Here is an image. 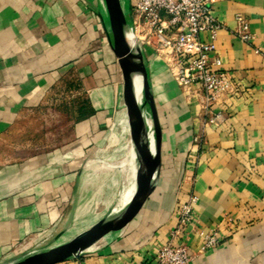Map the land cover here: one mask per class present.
<instances>
[{
    "label": "crops",
    "instance_id": "0c3cea01",
    "mask_svg": "<svg viewBox=\"0 0 264 264\" xmlns=\"http://www.w3.org/2000/svg\"><path fill=\"white\" fill-rule=\"evenodd\" d=\"M211 12L221 23L214 40L221 63L212 68L230 72L238 92L205 110L203 93L185 96L163 58L145 48L161 129L155 188L123 227L52 264H156L155 249L191 191L192 221L173 239L186 243L189 264H264V0H215ZM237 13L248 20V42L232 34ZM72 82L87 92L89 106L75 120L80 103L67 102L73 143L33 147L45 106L59 88L74 89ZM125 111L103 0H0V263L67 241L126 201L122 188L133 165L120 163L131 159ZM112 117L128 148L118 166L103 167L112 174L93 191L92 150L75 140ZM211 231L219 243L201 250Z\"/></svg>",
    "mask_w": 264,
    "mask_h": 264
},
{
    "label": "built area",
    "instance_id": "2783aa9c",
    "mask_svg": "<svg viewBox=\"0 0 264 264\" xmlns=\"http://www.w3.org/2000/svg\"><path fill=\"white\" fill-rule=\"evenodd\" d=\"M214 1L125 0L122 6L141 51L150 48L154 54L162 56L185 96L198 97L202 92L203 97L199 101L205 110L222 94L238 92L237 83L230 72L212 68L213 64L221 63L214 54L216 32L221 27L211 12ZM202 32L208 34L207 39L200 37ZM232 34L245 42L252 39L244 15L235 14ZM220 116L216 112L208 122L214 123ZM196 200V195L191 191L177 205L176 225L170 230L168 240L155 249L156 264H189L190 254L186 243H174L173 239L192 221ZM218 243L217 233L207 232L203 235L201 250L213 249Z\"/></svg>",
    "mask_w": 264,
    "mask_h": 264
},
{
    "label": "water",
    "instance_id": "95a60500",
    "mask_svg": "<svg viewBox=\"0 0 264 264\" xmlns=\"http://www.w3.org/2000/svg\"><path fill=\"white\" fill-rule=\"evenodd\" d=\"M103 1L110 29V47L122 75L130 141L138 164L135 189L120 207L108 210L69 240L0 264H52L81 254L108 231L123 227L137 213L157 183L161 164V129L143 52L129 28L120 0ZM138 79L141 82L140 95L136 92Z\"/></svg>",
    "mask_w": 264,
    "mask_h": 264
},
{
    "label": "rangeland",
    "instance_id": "374dc122",
    "mask_svg": "<svg viewBox=\"0 0 264 264\" xmlns=\"http://www.w3.org/2000/svg\"><path fill=\"white\" fill-rule=\"evenodd\" d=\"M126 3L128 5V1H126ZM157 56H159V58H162L161 55ZM76 82H72V85H74L75 88H71L70 91L65 88H59L58 90L54 91L55 98L51 104H47L45 106V109H47V112H45L46 117H44V119L41 120V123H39L41 126V131L38 132L39 136L35 135L33 137V147L38 146L42 148L47 146H59L70 141L73 143V122L89 113V107L87 105V92L79 90V84H77ZM71 101L80 103L82 110L80 114H76V119L73 122L72 120H67L68 116H74V113H72V111L70 110L68 111L67 107V102ZM120 126L121 125L119 124L118 119L112 117L105 127H100L99 129L92 130L90 132V135L81 134V136H79V138L75 140L76 144L87 143V145L90 147V150H92L91 160H93L94 164L91 165L93 169V173L91 176L93 182L95 183L89 186L90 190L94 191V189L99 188L98 181L101 180L105 172L113 171L112 169L110 170L103 167L109 166V168H113L115 166H118V161L123 156L121 155L120 151L123 149L124 151H126V149L128 148L127 137L125 136V134L123 135V131H121ZM87 140H89V142H86ZM123 145L124 147L122 148ZM120 163L122 166L125 165L124 167H127L128 169L130 168V164L122 161ZM137 174L138 168L136 171L131 170V175L127 176V181L124 183L122 188L121 200H124L123 198L129 185L131 184L135 186ZM112 207L113 204L110 206V208L112 209Z\"/></svg>",
    "mask_w": 264,
    "mask_h": 264
},
{
    "label": "bare ground",
    "instance_id": "6f19581e",
    "mask_svg": "<svg viewBox=\"0 0 264 264\" xmlns=\"http://www.w3.org/2000/svg\"><path fill=\"white\" fill-rule=\"evenodd\" d=\"M124 2H125V0H120V3H121V5L123 6L124 5ZM140 90H141V82H140V80L138 79V80H136V92L140 95ZM127 125H128V123H127V115H126V111H125V126L127 127ZM117 130V129H116ZM118 132V131H117ZM129 133V132H128ZM130 154H131V159H129L128 161H126V160H121L122 162H125V163H128V164H130V166H132V168H131V170L132 171H136L137 170V168H138V164H137V161L135 160V156H134V152H133V149H132V147H130ZM127 157V156H126ZM120 161V162H121ZM128 164H126V165H128ZM125 166V165H124ZM135 186H136V184H135ZM135 186L134 185H129V187H128V189L126 190V192H125V195H124V200H127L131 195H132V193H133V191H134V189H135Z\"/></svg>",
    "mask_w": 264,
    "mask_h": 264
},
{
    "label": "trees",
    "instance_id": "16d2710c",
    "mask_svg": "<svg viewBox=\"0 0 264 264\" xmlns=\"http://www.w3.org/2000/svg\"><path fill=\"white\" fill-rule=\"evenodd\" d=\"M88 105V104H87ZM89 107V106H88ZM72 111V110H71ZM82 112V110H81V104L79 105V106H77L76 107V112H75V114H80ZM72 113H73V111H72Z\"/></svg>",
    "mask_w": 264,
    "mask_h": 264
}]
</instances>
